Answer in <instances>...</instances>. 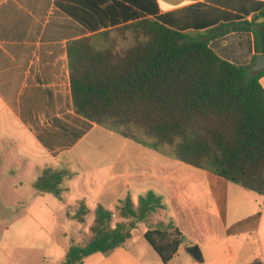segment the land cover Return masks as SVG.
<instances>
[{
	"label": "crops",
	"instance_id": "obj_1",
	"mask_svg": "<svg viewBox=\"0 0 264 264\" xmlns=\"http://www.w3.org/2000/svg\"><path fill=\"white\" fill-rule=\"evenodd\" d=\"M263 9L264 0H0V169L23 167L34 187L44 167H67L74 176L63 202L83 200L89 212L99 204L114 212L127 195L135 205L149 191L161 196L163 208L148 223L91 264H164L143 236L158 222L185 236L167 264H235L224 241L259 223V196L77 114L67 49L74 39L152 18L196 33L223 59L248 65L255 37L238 29L259 22L253 16ZM260 83L264 88V75ZM136 235L151 250H133ZM186 242L200 247L202 262L185 250ZM213 244L218 249L205 253L202 246Z\"/></svg>",
	"mask_w": 264,
	"mask_h": 264
},
{
	"label": "trees",
	"instance_id": "obj_2",
	"mask_svg": "<svg viewBox=\"0 0 264 264\" xmlns=\"http://www.w3.org/2000/svg\"><path fill=\"white\" fill-rule=\"evenodd\" d=\"M239 31H252L256 55L248 65L220 57L208 41L152 18H142L68 42L70 88L75 112L120 135L144 142L178 160L264 196V69L251 71L264 54V9ZM256 25V28H255ZM254 27L249 29V27ZM67 167L46 166L35 190L64 201ZM67 216L81 223L83 200ZM163 208L153 191L135 205L127 195L116 213L99 204L85 244H72L61 264L124 245L133 230ZM115 216L119 220L115 221ZM144 238L167 264L185 241L172 223L148 225ZM185 250L202 262L197 244ZM248 264H264L254 259Z\"/></svg>",
	"mask_w": 264,
	"mask_h": 264
},
{
	"label": "rangeland",
	"instance_id": "obj_3",
	"mask_svg": "<svg viewBox=\"0 0 264 264\" xmlns=\"http://www.w3.org/2000/svg\"><path fill=\"white\" fill-rule=\"evenodd\" d=\"M18 169L12 173L0 169V264H61L72 244L82 245L89 241L95 210L86 215L84 223L70 219L67 216L69 205L53 194H38L32 187L34 178L30 172L23 167ZM19 183H23V187ZM245 192L259 196L261 219L252 230L230 234L224 241V250L236 256L235 264H248L254 259L264 262V196ZM76 209L77 204L71 205L70 214L73 215ZM114 219L119 220L117 216ZM135 242L133 250H153L143 237L136 235ZM218 247L219 244L202 246L205 253ZM100 257L101 252L93 253L86 264L93 260L97 262Z\"/></svg>",
	"mask_w": 264,
	"mask_h": 264
},
{
	"label": "water",
	"instance_id": "obj_4",
	"mask_svg": "<svg viewBox=\"0 0 264 264\" xmlns=\"http://www.w3.org/2000/svg\"><path fill=\"white\" fill-rule=\"evenodd\" d=\"M264 69V54H258L255 63L251 67L253 73ZM148 242V241H147ZM149 244V243H148ZM150 245V244H149ZM151 246V245H150ZM152 247V246H151Z\"/></svg>",
	"mask_w": 264,
	"mask_h": 264
}]
</instances>
